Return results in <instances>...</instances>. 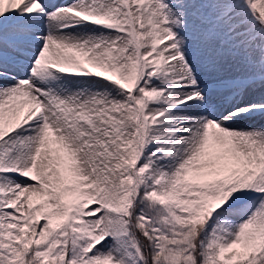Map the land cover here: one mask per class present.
Segmentation results:
<instances>
[{
	"label": "snow or ice",
	"instance_id": "obj_1",
	"mask_svg": "<svg viewBox=\"0 0 264 264\" xmlns=\"http://www.w3.org/2000/svg\"><path fill=\"white\" fill-rule=\"evenodd\" d=\"M0 264H264V0H0Z\"/></svg>",
	"mask_w": 264,
	"mask_h": 264
}]
</instances>
